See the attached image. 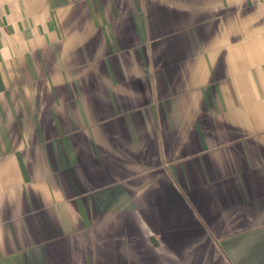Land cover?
I'll list each match as a JSON object with an SVG mask.
<instances>
[{
    "label": "crops",
    "instance_id": "obj_1",
    "mask_svg": "<svg viewBox=\"0 0 264 264\" xmlns=\"http://www.w3.org/2000/svg\"><path fill=\"white\" fill-rule=\"evenodd\" d=\"M0 264H264V0H0Z\"/></svg>",
    "mask_w": 264,
    "mask_h": 264
}]
</instances>
